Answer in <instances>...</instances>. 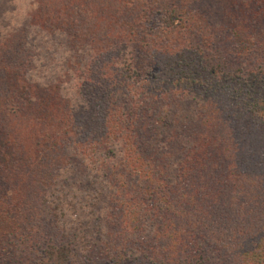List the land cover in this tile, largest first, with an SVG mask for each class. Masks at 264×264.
<instances>
[{
  "label": "trees",
  "instance_id": "obj_1",
  "mask_svg": "<svg viewBox=\"0 0 264 264\" xmlns=\"http://www.w3.org/2000/svg\"><path fill=\"white\" fill-rule=\"evenodd\" d=\"M210 1L0 0V264H264V0Z\"/></svg>",
  "mask_w": 264,
  "mask_h": 264
},
{
  "label": "rangeland",
  "instance_id": "obj_2",
  "mask_svg": "<svg viewBox=\"0 0 264 264\" xmlns=\"http://www.w3.org/2000/svg\"><path fill=\"white\" fill-rule=\"evenodd\" d=\"M29 1L30 0H14V2L11 3V5H13V7H15V11H14V14H12L10 17H12V19L15 18V17H18V21H21L22 24H24L25 20H19V19H21L23 17V13H24L26 5L28 4ZM210 3L215 8V3L212 2V1H210ZM7 21H8V19H5V22H7ZM111 206H112V209L114 211H117L118 213H120L122 211L125 212L127 214V219H128V212H127L126 208H125V210H122L121 207H116L114 205H111ZM81 210H84L85 212L94 211V209L88 208V207L86 209L84 208V209H81ZM77 212H78V210H77ZM65 213H66V218H68V219L70 217V214H74L72 208L70 210H65ZM109 235H110V240H111V238L112 239L114 238V240H116V241L119 240V238L117 237L119 235H116V234L112 235V234L106 233V232H102V235H101L102 236V240L106 239V236H109ZM104 262L105 263H103V264H113L109 260H105ZM127 264H141V262L139 260H135V261H128Z\"/></svg>",
  "mask_w": 264,
  "mask_h": 264
}]
</instances>
